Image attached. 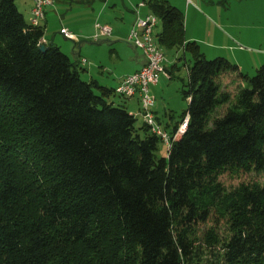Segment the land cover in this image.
<instances>
[{"label":"trees","instance_id":"trees-1","mask_svg":"<svg viewBox=\"0 0 264 264\" xmlns=\"http://www.w3.org/2000/svg\"><path fill=\"white\" fill-rule=\"evenodd\" d=\"M143 1L160 49L192 62L187 107L164 128L172 136L188 121L165 157L155 155L160 139L110 101L114 89L83 81L77 61L40 43L42 25L0 0V264H264V179L231 191L217 181L264 176V64L250 77L206 59L186 42L181 10ZM225 73L240 81L232 97ZM213 217L227 238L210 228L194 245L196 225Z\"/></svg>","mask_w":264,"mask_h":264},{"label":"rangeland","instance_id":"rangeland-1","mask_svg":"<svg viewBox=\"0 0 264 264\" xmlns=\"http://www.w3.org/2000/svg\"><path fill=\"white\" fill-rule=\"evenodd\" d=\"M226 1L227 3L220 4L219 8L214 9V11L211 12H214V23L216 20L215 18H219V21L216 22L220 30L217 40H220L222 43L223 39H225L224 34L230 39H227V45L223 47V49H211L202 45L201 51L205 53L206 59H214V57L220 56L222 58L228 59L234 64H236L235 60H237L241 67L240 71L243 74L251 77L254 75L256 70L262 64H264V0L263 7L256 5V2H252L254 3L252 4L247 3L246 1L245 5L243 6L234 7L232 0ZM62 2L63 0H55L53 3L54 10L57 11L59 17L58 22H62L64 25L70 27V30L80 37L77 38V41H73L64 40L61 36H59L61 41L64 40V42L62 41L64 46L61 45V51L65 53L72 62H76L79 58L73 55V52H76L78 48L82 49L81 56L85 57L86 59L91 55L89 54L91 49L101 48V60L104 61L103 64H106V68L103 71L105 72L104 74L106 77L107 75L110 76L112 74L120 73L121 71H128L129 64L126 60H128L129 56H131V53H134L132 48L133 46L127 40L128 31L125 33V38H123L121 41L115 39V36L111 33L110 36L101 38L103 43L100 46H97L91 37L88 38V35H90L88 34V31L90 29L92 30V24L97 22L94 21L95 15H92L90 12L91 10L86 9L84 6L70 7L65 6ZM228 4L229 6H226ZM102 15L103 14H101V16ZM115 17L116 15H114L113 12L106 11L98 23L105 22L111 27V29L114 28L115 30L116 26L121 24H118V21ZM183 22L185 30V20ZM234 24L237 25V27ZM194 25L195 30L201 37L200 39L203 38L204 30L210 29L207 21H203L200 15H197V21L194 23ZM125 26L126 23L122 25L123 29H125ZM159 28L160 26L157 27V29ZM212 28L214 29L215 26L213 25ZM212 32V37H215L213 30ZM81 36L87 37L82 38ZM202 43L205 44L204 41ZM161 51L163 52L167 63L172 61L176 64V70L173 72V76L170 78L169 76H161L158 81V85H155L156 87L154 88L152 87L153 89H151V91L153 90V92L150 94L152 98L155 99L152 110L155 111V114L162 123L161 125L164 127V123L168 121H178L180 119V114L187 107L188 99L183 97L182 92L186 88L188 73L187 69L192 65V62L190 60L189 54L187 53L185 59L183 58L184 53L181 49L172 51H165L161 49ZM177 52H179V55ZM233 76V74L225 73L222 74L220 78L222 91L229 93L231 97L237 92V87L240 84V81L237 80L235 76V78H233ZM81 78L83 81L84 79L86 80L84 75H82ZM109 99L118 106H126L127 104L126 109L130 111V113L136 118V126H139L142 123L143 120L138 114L136 104L132 106V109L134 110H131V104L129 100L123 99L117 94L111 95ZM224 109L225 107L222 108V111ZM136 113L138 114L137 116L135 115ZM169 114L171 117H169ZM155 155L156 157L166 156V147L163 143H158ZM263 179V175H257L255 173H230L227 171L221 174L217 178V181L226 191H231L238 187V185L241 183H251L252 181L260 183ZM210 228H213L221 239H225L229 235L227 223H225L224 220L216 221V219L213 217L203 224L196 225V236L198 238L194 242V245H202L203 234Z\"/></svg>","mask_w":264,"mask_h":264},{"label":"crops","instance_id":"crops-1","mask_svg":"<svg viewBox=\"0 0 264 264\" xmlns=\"http://www.w3.org/2000/svg\"><path fill=\"white\" fill-rule=\"evenodd\" d=\"M141 1L143 0H63L62 3L65 6H70V7L84 6L86 9H90L91 14L95 15L94 21H97V22L101 20V17L106 13V11L113 12V14L116 15L115 18L117 19L118 24L120 23L121 24L119 26H116L115 30L114 28L112 29V34L115 36L114 37L115 39L121 41L123 38H125L126 36L125 33L127 31L129 32L137 16L144 17L147 14L151 13V11H149L146 6H142V7L139 6ZM167 1L174 7L181 10L184 14L186 42L188 41L196 42V44L200 46V49L202 48V45H204L207 48H211V49H217V48L223 49V47L227 45L226 41H228L227 39H230L227 35L224 34L225 39H223L222 43L220 40H217V38L219 37L220 30L216 22L219 21V18L217 17L215 18L216 19L215 20L216 24H215L213 22L214 12L213 13L211 12V11H214V9L219 8L220 4L227 3L226 0H167ZM232 1H233L232 4L234 7L243 6L245 5L246 2L247 3L256 2V5L263 7V0H232ZM226 6H229V4ZM16 7L22 13L25 21L29 22V19L31 16L30 10L32 7V1L31 0H16ZM101 14L103 15L101 16ZM197 15H200L203 21H207L208 25L210 26V29L214 31L215 37H212L213 35L212 30L206 29L203 32V38L200 39L201 37L198 35L197 31L195 30V25H194V23L197 21ZM58 19L59 17H58L57 11L54 10V4H53L52 6L48 7L45 10L44 20L42 21L41 25L44 28V35H43V39L45 41L44 44H47L50 42L54 43L61 50V45L64 46L63 42L64 40H67V39H65L59 33L60 28H67L70 32L72 31L70 30V27L64 25L62 22H58ZM101 23L107 24L105 22H101ZM125 23H126V26H125V29H123L122 25ZM213 25L215 26L214 29L212 28ZM158 26H160V24H158ZM235 26L237 27V25ZM159 30L160 28L157 29V31ZM94 31H95L94 24H92V30L90 29L88 31V34H90L88 35V38L91 37ZM59 36H61L64 39L62 40L63 42L60 40ZM76 37L78 38L80 36L76 35ZM81 37L85 38L87 36H81ZM203 41L205 42V44L202 43ZM95 43L97 46H100L103 43V40H101L100 38ZM132 48H133L134 53L132 54L130 52L131 56H129L128 60H126L127 63L129 64L128 71H121L120 73H117V74H112L110 76L107 75V77L104 74L105 72H103L104 69L106 68V64H103L104 61L101 60V57H102L100 53L101 48L91 49V51L89 52V54L91 55L87 59L81 56V51H82L81 48H78L76 52H73V51L72 52H73V55L79 58L77 62L79 63L78 70H79L80 78L82 75H84L86 77V80L84 79V81L86 82L95 81L98 86L109 88V89H114L121 82V79L125 75L138 70L145 62V60L143 59L141 55L142 54L141 51L136 50L134 47ZM177 54L179 55V52H177ZM203 54L205 55L204 52ZM185 57H186V54L184 53L183 58L185 59ZM217 57H220V56H217ZM81 59H85V63L82 64ZM166 63H165L166 75L164 76H167V77L169 76L170 78L173 76V72H175L176 70V64L175 62H172V61H169V63L167 64ZM235 63L238 65V68L240 70L241 67L237 60H235ZM233 78L235 77L233 76ZM157 85L158 83L156 84V86ZM156 86L155 85L151 86L150 91ZM95 91L97 90L95 89ZM151 92H153V90ZM128 100L131 104V107H130L131 110H134L132 109L133 108L132 106L134 104H136L137 110H139V104H138L137 98H132ZM154 115L159 120V118L155 114V111H154ZM169 117H171L170 114H169ZM159 122L160 124H162L160 120ZM172 123H173L172 121L170 122L168 121L164 123V127L166 126L167 129H170V127L172 126Z\"/></svg>","mask_w":264,"mask_h":264},{"label":"built area","instance_id":"built-area-1","mask_svg":"<svg viewBox=\"0 0 264 264\" xmlns=\"http://www.w3.org/2000/svg\"><path fill=\"white\" fill-rule=\"evenodd\" d=\"M53 0H32L31 16L29 24L38 26L44 19L45 9L52 6ZM142 6V3L139 4ZM159 21L153 14H147L144 17H137L131 26L127 40L135 47L140 49L147 60L138 71L125 75L121 82L114 88V93L123 99H138L139 110L138 114L142 118V122L148 127L151 134L157 136L166 147V153L169 150L171 143L180 136L186 128L188 115H186L178 124L174 134L171 136L156 119L154 111V99L150 95V86L155 85L161 76L166 75L164 69L165 58L160 47H158L154 30L158 26ZM96 32L92 39L96 42L101 37H108L112 33L111 27L95 23ZM60 33L68 39H75L66 28H61ZM40 43L43 39L39 40ZM81 63H85V59H81ZM135 114L136 116L138 115Z\"/></svg>","mask_w":264,"mask_h":264},{"label":"bare ground","instance_id":"bare-ground-1","mask_svg":"<svg viewBox=\"0 0 264 264\" xmlns=\"http://www.w3.org/2000/svg\"><path fill=\"white\" fill-rule=\"evenodd\" d=\"M31 1H32V0H31ZM53 3H54V0H53ZM140 3H142V6H146L145 3H144V1H141ZM52 5H53V4H52ZM142 6H140V7H142ZM136 7H137V5H136ZM137 17H139V16H137ZM137 17H136V18H137ZM43 20H44V19H43ZM43 20H42V21H43ZM135 20H136V19H135ZM42 21L40 22L39 25H41ZM96 23H98V22H96ZM100 24H101V23H100ZM102 25H107V26H109L108 24H102ZM109 27H110V26H109ZM94 28H95V24H94ZM60 29H61V28H60ZM66 29H67V28H66ZM67 30H68V29H67ZM68 31H69V30H68ZM69 32H70V31H69ZM95 32H96V30L94 31V33H95ZM59 33H60V30H59ZM70 33L73 34L72 32H70ZM94 33H93V35H94ZM156 33H158V31H157V27H156L155 30H154L155 41H156ZM60 34H61V33H60ZM62 35H63V34H62ZM73 35H74V38H75V39H68V38H66V37H64V36H63V37H64L65 39H67V40L77 41V37H76V35H75V34H73ZM93 35H92V36H93ZM92 36H91V38H92ZM101 38H103V37H101ZM41 39H43V38H41ZM128 42H129V41H128ZM44 43H45V41L43 40V42H41V44H44ZM129 43H130V44H131L136 50L141 51L140 49H138L137 47H135L131 42H129ZM156 43H157V41H156ZM157 45H158V44H157ZM158 47H159V46H158ZM141 53H142V51H141ZM141 55H142V57H143L144 60H147L146 56H144L143 53H142ZM144 64H145V62H144ZM144 64H143L141 67H143ZM141 67H140V68H141ZM140 68H139V69H140ZM139 69H138V70H139ZM164 69H165V62H164ZM138 70H136V71H138ZM136 71H134V72H136ZM134 72H132V73H134ZM129 74H131V73H129ZM127 75H128V74H127ZM158 81H159V80H158ZM157 83H158V82H157ZM157 83H156V84H157ZM156 84H155V85H156ZM151 86H153V85H151ZM151 86H150V87H151ZM150 92H151V91H150ZM185 116H186V115H185ZM185 116H184V117H185ZM184 117H183V118H184Z\"/></svg>","mask_w":264,"mask_h":264}]
</instances>
